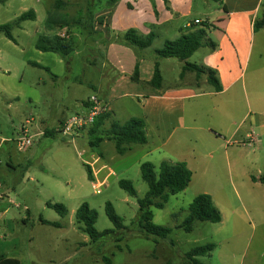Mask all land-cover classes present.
<instances>
[{
    "label": "rangeland",
    "instance_id": "rangeland-1",
    "mask_svg": "<svg viewBox=\"0 0 264 264\" xmlns=\"http://www.w3.org/2000/svg\"><path fill=\"white\" fill-rule=\"evenodd\" d=\"M210 2L212 8L220 7ZM105 4L106 0H8L0 4V27L16 22L30 10L37 15L36 20L15 26L13 39L0 33V139H8L0 148V195L4 197L0 201V254L21 264H107L105 258L112 264H188L186 254L193 248L214 244L211 255L199 258L202 264H264V185L253 181L264 173V62L261 64L258 55H264V44H256L243 80L240 104L235 103L231 112L227 104L230 92L189 101L188 115L196 120L195 129L187 131L192 142L180 149L170 144L151 155H146L149 148L138 145L121 155L114 141L95 146L110 125L95 129V133L89 128L76 140L61 132L63 122L87 112L84 103L91 96H102L101 90H109L110 69L105 64V46L96 40L95 17L93 27L88 29L90 14ZM49 18L68 26L48 30ZM39 37L59 38L72 52L67 57L41 52L36 48ZM162 44L157 41L154 48H162ZM204 53V49L199 50L188 62L200 64ZM173 62L184 64L177 59ZM178 73L177 67L165 70L164 84H181ZM208 89L213 87L205 85L202 91ZM132 95L118 90V99L105 96L115 121L123 124L140 117ZM222 109L227 113L221 115ZM30 119L35 120L31 125L34 133L49 128L54 136L43 131V137H35L33 146L20 152L10 140ZM236 130L234 141L239 144L229 146L227 153L224 147L207 141L210 132L229 140ZM251 138L255 141L252 145ZM101 154V164L116 175L97 195L92 188L95 178H89L87 165L91 156ZM10 159L16 165L14 171L8 168ZM185 159L193 173L189 187L170 196L163 209H152L153 223L173 231L166 239L146 238L137 222L138 200L148 192L140 165L151 162L158 171L163 161L177 163ZM109 169L97 179L103 181ZM122 180L133 183L136 197L120 187ZM203 193L213 198L223 222H196L193 231L186 233L178 226L189 216L193 200ZM49 203L64 205L67 215L63 217L47 207ZM107 203L123 220L124 230L118 231L109 220ZM83 204L97 212L95 227L99 233H114L93 242L81 231L75 216Z\"/></svg>",
    "mask_w": 264,
    "mask_h": 264
},
{
    "label": "crops",
    "instance_id": "crops-1",
    "mask_svg": "<svg viewBox=\"0 0 264 264\" xmlns=\"http://www.w3.org/2000/svg\"><path fill=\"white\" fill-rule=\"evenodd\" d=\"M210 1L212 0H168L170 6L168 8L166 0H119L113 7L103 5L94 14L95 20H97L95 31L99 38L96 40L97 43L101 40V44L105 46V64L110 69L109 90H101L102 96L94 95L109 107V117L106 119L104 127L118 122L113 118L110 101L105 96L109 94L112 99H118V90L132 92L134 94L132 95L133 105L140 111L139 118L145 120L147 124L148 142L146 145H141L149 148L146 155L169 147L170 144L173 145V148L180 149L184 143H190L187 131L195 129L196 120L195 117L192 119L188 115L189 101L202 96H219L230 92L227 101L230 112L235 103L240 104L242 85L245 87L243 80L256 44L257 42H261V46L264 44V29L255 32L253 28L255 20L260 16L263 0H223V5H220L219 8H212ZM196 2L200 4L199 7H196ZM197 20L201 23L196 24ZM203 24H208V39L216 42L218 47L215 51H210L209 47L201 48L205 50V53L201 63L196 65L205 66L218 72L223 87V91L220 93H215L211 89L202 91L205 85L209 86L206 78L202 80L201 84L199 80L193 83L192 80L196 79V75L192 72L183 74L184 64H176L173 59H160L155 53L157 49H161L154 48L157 41L163 44L168 41H176L183 33L199 28ZM133 28L144 36L155 34L156 39L153 45L145 50H134L120 44L108 43L116 34ZM91 38L92 36L89 39L94 41ZM259 54H261L262 64L264 55L262 52ZM138 60L140 61L139 74L134 77V68ZM156 63L159 64L163 78L160 90L154 89L150 85ZM176 67L177 70L179 68L178 76L182 83L166 86L164 84L165 70L167 72L174 71ZM261 76L264 77V64L261 65ZM125 95L128 93H124ZM84 107L87 109L88 101L84 103ZM219 113L224 115L227 110L225 113L223 109L219 110ZM43 131L50 133L54 130L44 128L36 133ZM237 132L236 130L229 140L210 132L211 138L207 141L224 147L227 153L229 146L233 147V144L238 143L234 141ZM7 141L6 138L0 139V148ZM104 142L100 143L98 147ZM195 142L197 143L198 139H195ZM134 146L138 145H133L129 150L132 151ZM193 153H196L195 150ZM93 157L95 158L93 155L91 159ZM102 157V154L99 155L100 161L94 164L93 168L91 167L93 178L94 174L100 175L105 169H109L106 168V165L101 164ZM183 162L192 170L187 159ZM7 165L12 171L15 170L16 165H13L11 159Z\"/></svg>",
    "mask_w": 264,
    "mask_h": 264
},
{
    "label": "trees",
    "instance_id": "trees-1",
    "mask_svg": "<svg viewBox=\"0 0 264 264\" xmlns=\"http://www.w3.org/2000/svg\"><path fill=\"white\" fill-rule=\"evenodd\" d=\"M8 0H0V4H4ZM119 0H106L107 7H113ZM219 5H223V0H212ZM167 7L170 8L168 0H166ZM57 5H61V2H57ZM224 10L226 8L224 7ZM95 14V13H94ZM90 14V21L88 29L93 27L94 15ZM36 13L30 10L21 16L13 23H9L0 27V33H5L9 39H13L12 29L15 26H19L21 23L28 20H36ZM80 25V24H77ZM68 25L62 22L56 21V19L49 18L46 21V27L48 30H55V28L64 29ZM255 32L264 29V0L261 4L260 16L255 20L253 24ZM208 24H203L199 28L192 29L176 41H168L163 44V48L156 50V55L160 59H177L184 63L183 74L186 72L195 73L196 79L200 80L205 77L207 83L213 87L215 93L223 91L219 74L216 70L205 66H199L191 64L188 60L201 48L209 47L210 51L217 49V43L208 39ZM91 35V34H90ZM156 39L155 34L144 36L137 30L130 29L124 33L116 34L108 43L120 44L134 50H145L150 48ZM37 50L44 53H56L67 57L72 49L68 44L63 43L59 38H53L52 40L46 37H39L36 43ZM140 61H137L134 68V77L139 74ZM163 78L159 69V64H155L154 74L150 81V85L157 90L162 88ZM109 113L98 118L95 124L91 127L92 133L99 130L101 126L105 124L108 119ZM64 123V122H63ZM62 123V124H63ZM47 136H54V132L46 133ZM104 140L114 141L116 150L119 154L124 155L133 145H146L147 138V124L145 120L141 118H131L125 123L113 122L110 125L108 131L103 137L98 138V143L104 142ZM99 144L95 145L98 146ZM155 168V165L151 162H145L141 165V177L148 186V192L143 199L138 200L139 213H138V226L146 238H159L166 239L172 233V229L168 227H162L153 223L154 214L152 209H163L165 204L169 201L170 196L177 195L184 192L190 185L193 173L188 168L185 162L173 163L170 161H163L159 167ZM88 176L93 179L92 169L87 165ZM253 181L260 182L264 185V173L259 178H253ZM120 187L125 190L131 197L137 196V191L133 186V183L128 180H122L119 183ZM160 200V202H158ZM47 207L55 210L61 216L67 215V209L62 204H47ZM189 216L186 217L184 222L178 226L179 229L184 230L186 233H191L194 229L196 222H209L212 224H220L223 221L222 214L218 207L215 205L213 198L208 194L198 195L189 206ZM106 213L118 231L125 229L123 220L116 214L115 209L111 203L106 204ZM77 224L80 225L81 231L86 233L93 242L100 241L103 237L114 233L113 230L105 231V233H99L96 230V222L98 214L95 210L91 209L88 204H83L76 212L75 216ZM43 224L59 226L57 223H50L42 221ZM119 241V240H117ZM214 244H207L193 248L186 254V260L188 264H202L199 260L200 257L211 255L215 250ZM104 262L112 264L109 258H105ZM0 264H21L19 260L10 258L4 254H0ZM171 264V263H167Z\"/></svg>",
    "mask_w": 264,
    "mask_h": 264
},
{
    "label": "built area",
    "instance_id": "built-area-1",
    "mask_svg": "<svg viewBox=\"0 0 264 264\" xmlns=\"http://www.w3.org/2000/svg\"><path fill=\"white\" fill-rule=\"evenodd\" d=\"M196 24H200V21H195ZM109 112V107L103 103L97 96H91L88 99V107L87 112L85 114H77L64 122L61 126V132L65 137L70 138L71 140L79 139L82 136V133L91 128L95 122L101 116L105 115ZM34 119L28 120L20 129L18 136L14 140H10L14 142L17 146L18 151L23 152L30 147L33 146V140L35 137L44 136V132L34 133L33 129L31 128ZM250 139V136H249ZM252 145L255 141L254 138H251ZM90 167H94V164L100 161V158H92ZM93 173V170H92ZM115 172L111 169L108 170V175L103 181H99L97 179V174H94V182L92 184V188L95 194L99 195L103 192V189L109 185V178L115 176ZM0 188H2V184L0 182ZM3 195H0V201H3Z\"/></svg>",
    "mask_w": 264,
    "mask_h": 264
}]
</instances>
